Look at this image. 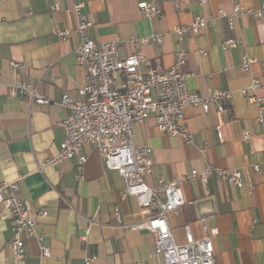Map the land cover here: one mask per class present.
<instances>
[{
  "label": "crops",
  "instance_id": "0c3cea01",
  "mask_svg": "<svg viewBox=\"0 0 264 264\" xmlns=\"http://www.w3.org/2000/svg\"><path fill=\"white\" fill-rule=\"evenodd\" d=\"M78 1L84 3L83 12L93 23L90 37L101 44L120 41L123 58L134 52L126 44L130 37L163 35L162 45L152 43L142 49L147 60L139 67L142 74L152 68H170L175 55L185 51L188 59L181 70L189 75L191 92L202 96L211 90L233 93L222 116L214 108L208 113L196 108L187 111L185 123L194 137L192 145L161 133L153 119L134 127V143L152 148L153 168L145 179L149 186H158L161 179H188L179 186L185 205L167 215L178 244L186 242V225L196 239H202L205 223L219 231L213 238L217 264H264V127L256 121L257 106L241 92L253 79L264 83V19L243 15L230 30L226 19L218 17L219 11L232 15L230 0H179V7L171 0H159L163 16L152 20L138 11L139 3L151 0ZM239 4L257 10L264 0H239ZM56 5L60 10L55 12ZM73 6L72 0H0V184L17 183L20 200L28 202L35 214L47 212L37 219L40 240H27L23 260H17L10 247L11 220L0 219V264H84L91 258L94 264H162L160 258L151 257L153 235L131 229L148 215L132 197L123 199V177L107 168L95 147L84 148L87 162L82 173L77 170V159L43 167L59 154L65 139L62 122L68 111L63 97L79 102L85 85V70L76 63L80 36ZM198 17L207 19V28L179 44L174 28ZM54 28L67 29L72 35L61 40ZM228 38L242 40L244 48L224 51L221 43ZM244 52L254 61L249 73L241 70ZM11 62L19 67L12 68ZM16 79L49 104L11 98L8 85ZM258 95L264 97V86ZM220 124L222 142L216 131ZM206 145L210 149L205 155ZM208 164L239 171L244 182L254 186L253 191L239 189L217 175L206 186L189 180L192 170L203 171ZM254 166L260 171L255 172ZM203 203L210 205L202 208ZM207 211L211 213L201 215ZM42 247L51 252L45 260Z\"/></svg>",
  "mask_w": 264,
  "mask_h": 264
},
{
  "label": "built area",
  "instance_id": "2783aa9c",
  "mask_svg": "<svg viewBox=\"0 0 264 264\" xmlns=\"http://www.w3.org/2000/svg\"><path fill=\"white\" fill-rule=\"evenodd\" d=\"M74 1L73 15L77 22L76 33L80 36V45L76 51V63L85 70V85L79 94L82 100L74 102L64 96L62 105L68 111L67 118L62 122L65 139L60 145L59 154L48 161L45 166L60 165L65 161L77 159V170L82 173L87 158L83 155L86 146L95 147L108 169L118 172L125 181L123 199L132 197L141 209L148 215L147 219L131 227L132 230H145L153 235L155 248L151 257H158L162 264H217L213 245V238L219 234L218 229L210 228L202 223L203 237L196 239L189 225L185 226L186 242L178 244L175 241L167 215L177 213L185 205L180 189L181 182L188 179H161L156 187L149 186L145 179L153 168L152 148L134 143V127L153 119L158 130L170 137H181L188 145H192L194 137L185 123L186 113L190 109H200L208 113L212 108L218 116L226 110V103H231L233 93L211 90L209 95L202 96L191 92L187 86L189 75L181 68L188 59L185 51L175 55L173 65L166 70L150 69L146 74L139 71V67L146 63L142 53L144 47L150 44L162 45L164 37L152 34L143 38L132 36L126 42L134 52L123 58L120 54L121 42L115 41L101 44L89 35L93 23L84 14L83 2ZM179 7V0H171ZM233 4L232 15L218 12L219 18H225L230 30H234L237 20L243 15H253L264 19V5L259 9H249L239 4V0H230ZM53 11H59L56 5ZM140 15L148 20L162 18L163 10L159 0L141 2L138 4ZM208 26L205 18L198 17L187 25H178L173 32L179 44L185 37H198ZM54 34L61 40L72 35V32L54 28ZM242 40L225 39L221 43L224 51L244 48ZM205 54L204 51H201ZM254 61L244 52L241 70L249 73ZM12 68L19 64L11 62ZM264 83L253 79L242 94L258 108L257 123L264 127V97L258 95ZM8 95L11 98H29L35 105H47L49 101L33 91L26 83L16 79L8 85ZM219 142L223 141L222 124L216 127ZM249 139V134H244ZM210 147L206 145L203 153L206 155ZM259 172L260 167L254 166ZM217 175L227 183L239 189L247 188L252 192L254 186L247 184L242 174L237 170L217 169L208 164L203 171L192 170L189 180L201 181L205 186L209 179ZM79 179L84 177L79 175ZM17 183L0 184V219H10L12 223L13 239L10 247L17 260L25 258L27 240L37 238L36 226L39 217H46L47 212L35 214L28 202L20 200L17 195ZM120 221L119 211L115 213ZM40 240V239H38ZM41 259L50 257L48 247H42ZM95 258L84 264H94Z\"/></svg>",
  "mask_w": 264,
  "mask_h": 264
},
{
  "label": "water",
  "instance_id": "95a60500",
  "mask_svg": "<svg viewBox=\"0 0 264 264\" xmlns=\"http://www.w3.org/2000/svg\"><path fill=\"white\" fill-rule=\"evenodd\" d=\"M206 205H210V203H203V204L200 205V207L203 208ZM210 213H211V211H207V213H201V215L204 216V215H207V214H210Z\"/></svg>",
  "mask_w": 264,
  "mask_h": 264
}]
</instances>
